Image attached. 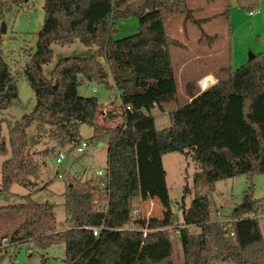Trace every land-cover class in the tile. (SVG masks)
Listing matches in <instances>:
<instances>
[{"label": "trees", "instance_id": "16d2710c", "mask_svg": "<svg viewBox=\"0 0 264 264\" xmlns=\"http://www.w3.org/2000/svg\"><path fill=\"white\" fill-rule=\"evenodd\" d=\"M20 1L0 0V12ZM215 1L206 0L208 4ZM226 1L220 15L230 22ZM237 1L249 13L260 6L259 0ZM43 8L36 50L23 67L36 103L29 114L8 125L12 155L1 166L0 194L10 193L15 183L27 188L33 184L26 164V129L33 122L39 134L49 127L62 145L81 140L83 123L97 136L107 133L109 182L101 193L94 180L74 181L65 194L67 226L62 230H58L52 203L25 196L24 202L14 206L24 211V220L7 237L4 250L23 242L41 249L64 244L65 264H179L169 230L175 218L162 160L167 153L179 152L198 166L196 183L208 187L190 205L183 203L182 222L175 227L184 264H264V238L257 217L264 213V197L255 198L253 181L264 172V51L171 111V126L157 129L151 109H163L178 93L170 47L181 43L170 38L166 24L171 16L183 14L185 22L199 26L203 38L210 37L202 28V22L210 18H195L188 0H45ZM129 16L137 17L140 31L115 39L116 19ZM5 32L2 22L0 43ZM78 39L91 48L92 55L62 58L46 77L43 65L51 60V45ZM101 56L120 91L122 122L116 126L102 124L98 99L78 91L80 76L88 82L107 83ZM194 86L188 84L187 91ZM18 96L15 76L0 49V108ZM242 174L248 183L242 201L226 219H216L217 208L210 198L216 183ZM135 197L156 198L162 215L134 216ZM98 200L108 202L106 210L99 208ZM129 224L137 228H126ZM190 225L199 226L200 232L191 233ZM97 226L102 229L94 236L92 228Z\"/></svg>", "mask_w": 264, "mask_h": 264}, {"label": "rangeland", "instance_id": "374dc122", "mask_svg": "<svg viewBox=\"0 0 264 264\" xmlns=\"http://www.w3.org/2000/svg\"><path fill=\"white\" fill-rule=\"evenodd\" d=\"M21 1L22 3L14 4L11 9H4L3 13L0 12V26L2 22L6 24V32L1 34L0 49L3 59L10 66L15 76L19 91L17 99L13 100L8 107L0 108V184L2 163L12 155L8 125H12L16 120L22 119L25 114H29L36 103L35 93L23 72V67L36 50L37 37L44 21L45 11L43 6L45 0ZM224 1L227 3L226 0ZM221 2L217 1L213 7H209L210 5L205 0H188L189 7L194 10L195 18L203 20L210 18L202 22L203 30L210 37L204 36L202 38L199 26L191 21L185 22L183 14L173 15L167 22L166 32L170 38L174 40H176L175 38L180 39L178 30H181L184 33L182 37L184 35L191 47L187 51L183 49V59H187L188 63L185 65L182 81L177 82V99L173 102L165 103L163 109L155 106L149 113L154 117L157 129L171 126L170 112L188 103V98L185 95L187 91L186 84L182 83L186 77L192 79L204 67L217 71L216 79L218 81L235 71L254 55L264 51V0H259L260 6L253 14L239 6L237 0H228L230 4V22L228 23H231V46L233 47L231 59L228 58L229 43L224 44L223 47L224 42L221 41L219 43L220 39H218V36L222 39L225 36L226 24L223 16L218 14L223 11L220 8ZM222 5L224 9L225 3ZM114 28L113 37L115 39L132 35L141 29L136 16L116 19ZM209 40L212 41V44L216 40L217 44H219L216 50L222 49L224 51L217 64L215 62L216 59L209 58V56L195 59L196 55L192 54L198 50L195 48V44H200L198 43L199 41L202 42L203 51L207 54L205 51L212 45ZM182 46L183 44L181 43L178 47L182 48ZM51 47V60L43 65V74L46 77H50L52 70L60 59L66 57L86 58L93 53L91 48L85 46L79 39L67 45L53 43ZM213 50L215 48L208 52H213ZM99 59L107 74L105 77L107 83L88 82L80 76L81 85L78 91L82 96H95L98 99L100 104L98 119L102 124L116 126L122 122V117L119 115L121 114L120 91L115 85L111 69L105 57L101 56ZM223 59L224 61H221ZM176 60H178L177 57L175 62ZM174 69L178 73V64H176V67L174 66ZM109 112L113 113V117L107 119ZM115 113L119 116H116ZM46 129V132L39 134L36 122L31 123L26 129L28 140L26 164L28 177L33 182L32 186L27 188L15 183L12 185L10 193L0 194V264H65L64 244L41 249L31 243L23 242L9 247L7 251L4 250L3 245H7L8 242L4 238L9 237L25 217L24 211L14 206L24 202L27 195H30L34 201L39 203H52L58 230H62L67 226V215L64 205L65 194L74 181L96 180L97 182L107 178L108 146L110 141L107 133L97 136L89 124H81L79 127L80 139L89 141V145L84 152H76L74 149L76 143L62 145L59 138L53 134V131L49 127ZM59 152L65 154L61 164L57 163L56 160ZM162 160L166 171V183L169 188L171 208L175 218V223L169 228L170 236L174 246V254L178 256L179 264H184L183 251L175 227L177 228V226L181 225L183 203L186 206L190 205L196 196L206 194L208 187L203 183H196L194 176L199 169L191 157L179 152H170L165 154ZM99 170L103 171V176L97 174ZM253 181L255 198H263L264 172L255 175ZM247 188V178L243 174L218 181L215 191L210 196L217 208L213 216L220 220L226 219L234 206L242 201ZM132 210L135 212V216H145L147 219L162 215V206L156 198L143 200L135 197L132 201ZM257 217L264 238V213L258 214ZM127 227L137 228L134 224H129ZM189 230L193 234H198L200 227L190 225ZM212 264L233 263L214 261Z\"/></svg>", "mask_w": 264, "mask_h": 264}, {"label": "crops", "instance_id": "0c3cea01", "mask_svg": "<svg viewBox=\"0 0 264 264\" xmlns=\"http://www.w3.org/2000/svg\"><path fill=\"white\" fill-rule=\"evenodd\" d=\"M198 1H200V0H198ZM217 1H223L224 3H225V5H226V2L224 1V0H216L213 4H209L210 6L209 7H213V5L217 2ZM205 2H206V0H205ZM223 2H221L222 4H224ZM207 3V2H206ZM208 4V3H207ZM220 5V8L222 9V10H224L223 9V5ZM225 5H224V7H225ZM221 13V12H220ZM220 13H218V14H220ZM215 15V14H214ZM224 18V17H223ZM225 19V18H224ZM225 21H226V24H225V31H224V37H223V39L220 37V36H218V39H220L219 40V43L221 42V41H223L224 43H223V47H224V44H227V43H229V46H228V48H229V56H228V58L229 59H231V53L233 52V47L231 46V43H232V39H231V23H228L227 22V20L225 19ZM230 24V25H229ZM226 29H227V31H226ZM182 34H184L181 30H178V35H180V39H177V38H175L176 40H178L180 43H182L183 44V46H182V48H179L178 46H171L170 47V52H171V58H172V64H173V68H174V66L176 67V64H178V73H177V71L174 69V72H175V77H176V83L177 82H179V81H182V79H183V77H182V75H183V73H184V70H185V65L188 63V61H187V59H183L184 58V55H182V53H183V49L184 50H189L190 49V45H189V41H187L186 40V38H184V35H183V37H182ZM218 35V34H217ZM179 38V37H178ZM222 39V40H221ZM234 39V38H233ZM217 40V39H216ZM214 41V43L211 45V46H209L208 47V49L205 51V52H207V54H205L204 53V46L201 44L202 42L201 41H197L198 43H200V44H195V48H197L198 50L197 51H194L192 54H195L196 56L194 57L195 59H199V58H201L202 56H209V58H213V59H216L215 60V62H216V64H217V62H219L220 61V59H221V56H222V54H223V50L222 49H220L219 51H217L216 50V47L219 45V44H217V41ZM203 43H204V41H203ZM207 47V46H206ZM213 48H215V50H213V52H208V51H212V49ZM178 58V60H176V62H175V58ZM226 60V59H225ZM221 61H224V59L223 60H221ZM227 61H229V60H227ZM217 74H218V72L217 71H212V70H209L208 68H204V67H202L201 69H200V71L195 75V76H193L192 77V79H190V77H186L185 78V80L182 82L183 84H186V88H187V85L188 84H190V83H194L195 84V86H194V88H193V90L191 91V92H188V91H186V93H185V95L187 96V98H188V102H190L191 100H192V98L193 97H195L196 95H198L200 92H201V90L199 89L200 87H199V84H198V81L201 79V78H203L204 76H206V75H211V76H213L214 77V79L215 78H217L216 76H217ZM189 80H192V81H190L189 82ZM188 82V83H187ZM177 88H178V85H177ZM187 90V89H186ZM96 181V180H95Z\"/></svg>", "mask_w": 264, "mask_h": 264}, {"label": "built area", "instance_id": "2783aa9c", "mask_svg": "<svg viewBox=\"0 0 264 264\" xmlns=\"http://www.w3.org/2000/svg\"><path fill=\"white\" fill-rule=\"evenodd\" d=\"M250 14H253V12H250ZM210 75H206V76H204L203 78H201L199 81H198V84H199V87H200V90L201 91H203V90H205L206 88H208L209 86H211L213 83H216V81H217V79L215 78V79H209L208 80V77H209ZM131 108H130V106H127V110H130ZM126 125H124V127H125ZM88 145H89V141H86V140H80L78 143H76V146H75V151L76 152H84V150L88 147ZM65 158V154L64 153H62V152H59V154H58V156H57V158H56V160H57V163H59V164H61L62 162H63V159ZM97 174L99 175V176H103L104 175V173H103V171L102 170H99L98 172H97ZM60 177H61V175H60ZM106 180H98L97 181V184H98V186H99V188H100V191H101V193H103L104 191H105V188H106V186L108 185V182H109V175H108V173H107V175H106ZM98 205H99V208L100 209H102V210H106L107 209V207H108V202L107 201H105V200H103V201H99L98 200ZM133 213V215L135 216V212H132ZM126 228H128V229H135V227H133V228H129V227H127L126 226ZM101 229H102V227L100 226H97V227H93L92 228V232H93V235L94 236H99V234H100V231H101ZM146 233V232H145ZM5 240H8L7 238H4ZM3 246H6V245H3Z\"/></svg>", "mask_w": 264, "mask_h": 264}, {"label": "clouds", "instance_id": "9594fccd", "mask_svg": "<svg viewBox=\"0 0 264 264\" xmlns=\"http://www.w3.org/2000/svg\"><path fill=\"white\" fill-rule=\"evenodd\" d=\"M208 79H213V78L211 76H209Z\"/></svg>", "mask_w": 264, "mask_h": 264}, {"label": "water", "instance_id": "95a60500", "mask_svg": "<svg viewBox=\"0 0 264 264\" xmlns=\"http://www.w3.org/2000/svg\"><path fill=\"white\" fill-rule=\"evenodd\" d=\"M106 76H107V74L105 73V74H104V77H106ZM203 91H204V90H203Z\"/></svg>", "mask_w": 264, "mask_h": 264}, {"label": "bare ground", "instance_id": "6f19581e", "mask_svg": "<svg viewBox=\"0 0 264 264\" xmlns=\"http://www.w3.org/2000/svg\"><path fill=\"white\" fill-rule=\"evenodd\" d=\"M211 76V75H210ZM213 79H214V77L213 76H211ZM209 80V79H208Z\"/></svg>", "mask_w": 264, "mask_h": 264}]
</instances>
